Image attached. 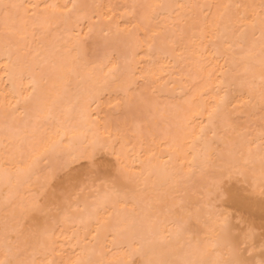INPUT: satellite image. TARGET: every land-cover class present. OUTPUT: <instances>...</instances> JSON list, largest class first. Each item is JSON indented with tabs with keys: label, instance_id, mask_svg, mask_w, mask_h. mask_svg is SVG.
<instances>
[{
	"label": "bare ground",
	"instance_id": "6f19581e",
	"mask_svg": "<svg viewBox=\"0 0 264 264\" xmlns=\"http://www.w3.org/2000/svg\"><path fill=\"white\" fill-rule=\"evenodd\" d=\"M0 264H264V0H0Z\"/></svg>",
	"mask_w": 264,
	"mask_h": 264
},
{
	"label": "rangeland",
	"instance_id": "374dc122",
	"mask_svg": "<svg viewBox=\"0 0 264 264\" xmlns=\"http://www.w3.org/2000/svg\"><path fill=\"white\" fill-rule=\"evenodd\" d=\"M100 50H101V51H103L104 49H102V48H99V51H100ZM101 51H100V52H101Z\"/></svg>",
	"mask_w": 264,
	"mask_h": 264
}]
</instances>
